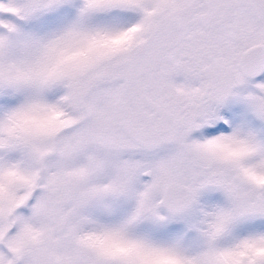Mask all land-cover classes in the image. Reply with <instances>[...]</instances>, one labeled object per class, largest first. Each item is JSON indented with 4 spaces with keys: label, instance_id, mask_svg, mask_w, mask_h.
<instances>
[{
    "label": "snow or ice",
    "instance_id": "6c2138e0",
    "mask_svg": "<svg viewBox=\"0 0 264 264\" xmlns=\"http://www.w3.org/2000/svg\"><path fill=\"white\" fill-rule=\"evenodd\" d=\"M0 264H264V0H0Z\"/></svg>",
    "mask_w": 264,
    "mask_h": 264
}]
</instances>
